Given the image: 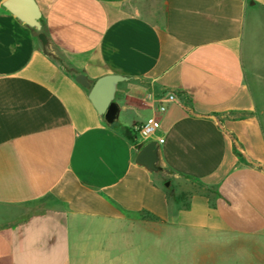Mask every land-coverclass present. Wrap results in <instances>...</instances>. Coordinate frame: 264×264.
<instances>
[{"label": "crops", "instance_id": "obj_1", "mask_svg": "<svg viewBox=\"0 0 264 264\" xmlns=\"http://www.w3.org/2000/svg\"><path fill=\"white\" fill-rule=\"evenodd\" d=\"M1 2L0 264H151L154 234L264 264V0H37L46 44ZM109 73L113 123L77 79Z\"/></svg>", "mask_w": 264, "mask_h": 264}, {"label": "water", "instance_id": "obj_2", "mask_svg": "<svg viewBox=\"0 0 264 264\" xmlns=\"http://www.w3.org/2000/svg\"><path fill=\"white\" fill-rule=\"evenodd\" d=\"M1 5L21 23L34 29L43 44L47 43L48 39L43 31V14L37 0H2ZM125 78L120 74L109 73L102 75L90 85L84 74L77 75L78 81L90 88L89 99L109 123L118 119L120 106L114 100L115 93L118 83ZM160 153L158 142L148 141L139 149L135 163L149 171H157L164 166Z\"/></svg>", "mask_w": 264, "mask_h": 264}, {"label": "rangeland", "instance_id": "obj_3", "mask_svg": "<svg viewBox=\"0 0 264 264\" xmlns=\"http://www.w3.org/2000/svg\"><path fill=\"white\" fill-rule=\"evenodd\" d=\"M257 43L260 51L258 54L260 62L257 66L258 71L263 73V80L262 82H256V80L253 79L255 77H252L251 83L254 86V93L257 102L259 104H264V39H258ZM138 135L141 138V135ZM200 239V243L206 242L208 240L210 242V245H202L201 247H199V249H197V238L194 237L193 239V237L188 234H186L185 239L181 241L176 240L173 242L172 239H169V242L165 243L160 239L158 235L154 234L151 264H241L239 259L235 257L228 260V235L222 237L201 236ZM218 243H222V245H225L226 250L224 251L222 249H219Z\"/></svg>", "mask_w": 264, "mask_h": 264}, {"label": "built area", "instance_id": "obj_4", "mask_svg": "<svg viewBox=\"0 0 264 264\" xmlns=\"http://www.w3.org/2000/svg\"><path fill=\"white\" fill-rule=\"evenodd\" d=\"M176 100V95L174 93L168 94L164 99L161 100L160 105L157 107L158 110L164 111L166 106L163 101H174ZM161 124L156 115H151L147 118L144 123L135 126V131L140 134L144 140L151 137H155L159 142H163L164 138L158 134ZM143 144V143H142Z\"/></svg>", "mask_w": 264, "mask_h": 264}, {"label": "trees", "instance_id": "obj_5", "mask_svg": "<svg viewBox=\"0 0 264 264\" xmlns=\"http://www.w3.org/2000/svg\"><path fill=\"white\" fill-rule=\"evenodd\" d=\"M125 135L130 141H134V139H135L134 131L132 132L131 130L126 129L125 130Z\"/></svg>", "mask_w": 264, "mask_h": 264}]
</instances>
